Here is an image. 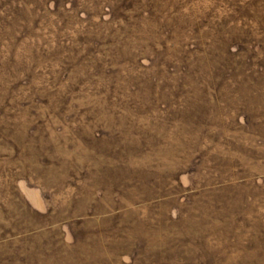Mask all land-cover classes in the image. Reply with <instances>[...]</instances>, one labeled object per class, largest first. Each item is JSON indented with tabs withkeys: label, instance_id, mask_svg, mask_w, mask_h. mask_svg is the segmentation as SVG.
<instances>
[{
	"label": "rangeland",
	"instance_id": "obj_1",
	"mask_svg": "<svg viewBox=\"0 0 264 264\" xmlns=\"http://www.w3.org/2000/svg\"><path fill=\"white\" fill-rule=\"evenodd\" d=\"M0 264H264V0H0Z\"/></svg>",
	"mask_w": 264,
	"mask_h": 264
}]
</instances>
